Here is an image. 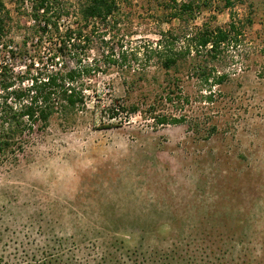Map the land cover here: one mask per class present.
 <instances>
[{"label": "rangeland", "instance_id": "rangeland-1", "mask_svg": "<svg viewBox=\"0 0 264 264\" xmlns=\"http://www.w3.org/2000/svg\"><path fill=\"white\" fill-rule=\"evenodd\" d=\"M61 1L76 11L84 0ZM119 1L107 21L80 22V56L97 68L86 107L0 156V264H166L167 252L180 264H264V0H216L192 22L170 18L166 0ZM4 3L7 40L30 41L32 0ZM231 22L217 56L196 52L204 23ZM170 42L182 54L166 69L158 52ZM3 49L17 74L34 54Z\"/></svg>", "mask_w": 264, "mask_h": 264}, {"label": "trees", "instance_id": "trees-1", "mask_svg": "<svg viewBox=\"0 0 264 264\" xmlns=\"http://www.w3.org/2000/svg\"><path fill=\"white\" fill-rule=\"evenodd\" d=\"M17 1L19 5H23L26 0ZM166 1L170 18L192 22L196 19V13L212 10L216 0ZM226 4L230 5L231 1L227 0ZM120 5L119 0H84L76 11H71L61 0H32L28 15L33 21L34 34L30 41L28 37L17 44L6 38L9 10L6 9L4 0H0V45L6 53L4 58H28L32 55L30 49L34 50L31 63H26V69L19 74L0 55V156L8 155L9 152L16 154L15 151H26L33 134L46 130L53 116L58 114L69 120L86 107L88 89L85 78L93 76L97 68L91 63H84L80 56L78 47L84 36L83 24L80 22L83 21L88 28L98 21H107L119 10ZM74 13L76 15L72 24L61 23ZM237 28L234 22L230 23L229 29L211 27L204 23L190 39L194 42L197 53L201 49H207L215 57L222 44L229 42ZM238 34L239 31L236 32ZM45 43L50 45L47 66L37 67L33 73L35 54L41 53ZM170 43L167 47H161V52H158L164 57L162 65L166 69L176 67L178 57L182 54L181 51H174L173 42ZM199 70L201 71L197 74L208 80L210 74L206 72V68L201 67ZM225 78L226 75H220L217 81L221 82ZM119 108L128 113L139 111L138 105H121ZM155 118L161 124L168 121L165 116L156 115ZM172 120L179 122L182 119ZM166 256V264H180L174 262L175 255L167 252Z\"/></svg>", "mask_w": 264, "mask_h": 264}]
</instances>
